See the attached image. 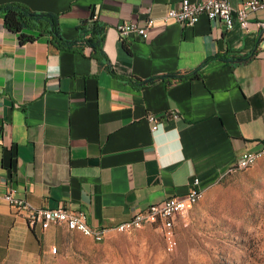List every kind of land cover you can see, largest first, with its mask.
<instances>
[{
    "label": "crops",
    "instance_id": "crops-1",
    "mask_svg": "<svg viewBox=\"0 0 264 264\" xmlns=\"http://www.w3.org/2000/svg\"><path fill=\"white\" fill-rule=\"evenodd\" d=\"M180 1L0 0L56 15L78 42L20 43L0 18V247L17 264H41L72 232L29 227L4 199L10 189L33 207L84 210L92 227L114 228L185 195L194 178L202 193L244 151L261 152L264 9L229 30L204 15L191 26L162 20ZM145 11L155 18L148 39H120L116 26L142 23Z\"/></svg>",
    "mask_w": 264,
    "mask_h": 264
},
{
    "label": "rangeland",
    "instance_id": "rangeland-1",
    "mask_svg": "<svg viewBox=\"0 0 264 264\" xmlns=\"http://www.w3.org/2000/svg\"><path fill=\"white\" fill-rule=\"evenodd\" d=\"M262 155L202 189L198 201L175 217L172 237L159 221L111 230L101 241L71 231L41 264H264ZM17 259L0 247V264Z\"/></svg>",
    "mask_w": 264,
    "mask_h": 264
},
{
    "label": "built area",
    "instance_id": "built-area-1",
    "mask_svg": "<svg viewBox=\"0 0 264 264\" xmlns=\"http://www.w3.org/2000/svg\"><path fill=\"white\" fill-rule=\"evenodd\" d=\"M260 9H264V0H247L238 8L233 9L229 0H181L174 6L167 9L162 16L164 21H174L180 25H194L202 15L208 20L222 22L226 29H232L237 23L241 28H247L248 16ZM146 16L141 23L139 20H126L116 26L118 37L136 36L143 40L148 39L149 29L155 23V18L145 11ZM264 33V22L258 23ZM146 120L151 125V129H157L159 118L155 114H147ZM259 151H264V145ZM255 151H244L240 154L234 165L228 168L225 174L238 170L247 164V156H253ZM200 182L194 178L192 186L188 192L180 197H169L165 200L149 205L145 210L136 212L128 220L119 223L114 228L92 227L88 224L87 213L84 210H71L65 206L55 208L33 207L23 199L13 195L10 189L4 199L15 211L24 216L29 227L39 226L46 229L52 225L64 226L71 231L80 233L81 229H90L100 241L106 237L109 231H130L141 227L145 223L159 221L162 229L168 237H172V227L175 217L184 214L189 210L191 198L200 191ZM53 251L55 249L53 248Z\"/></svg>",
    "mask_w": 264,
    "mask_h": 264
},
{
    "label": "trees",
    "instance_id": "trees-1",
    "mask_svg": "<svg viewBox=\"0 0 264 264\" xmlns=\"http://www.w3.org/2000/svg\"><path fill=\"white\" fill-rule=\"evenodd\" d=\"M0 18L3 26L18 35L20 43L30 42L37 36L46 35L52 46L58 49H76L77 41L68 40L62 36L57 16L51 13H38L18 3H6L0 5ZM27 30L34 31L28 33ZM93 50L97 49L96 42L85 40ZM127 49V48H126ZM128 50V49H127ZM194 77L197 73L177 75L171 77ZM151 78L150 80H153ZM141 83V82H139Z\"/></svg>",
    "mask_w": 264,
    "mask_h": 264
},
{
    "label": "bare ground",
    "instance_id": "bare-ground-1",
    "mask_svg": "<svg viewBox=\"0 0 264 264\" xmlns=\"http://www.w3.org/2000/svg\"><path fill=\"white\" fill-rule=\"evenodd\" d=\"M258 152V151H257ZM254 153L253 156H247V164H244L243 167L241 168H238L240 170H243L245 168H248L252 165H254L259 157L260 154H264V151H261L260 153ZM201 195V192H196L194 194V197L191 198V204L195 203L198 201V199L200 198ZM80 233L84 234V235H87V236H90L92 237L93 239L95 240H99L96 238V234H94L90 229H81ZM100 241V240H99Z\"/></svg>",
    "mask_w": 264,
    "mask_h": 264
}]
</instances>
